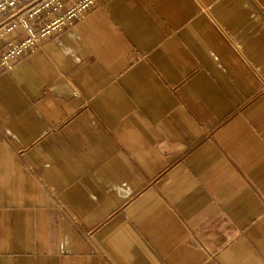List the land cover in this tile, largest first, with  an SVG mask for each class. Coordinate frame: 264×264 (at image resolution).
Instances as JSON below:
<instances>
[{
	"label": "crops",
	"instance_id": "crops-1",
	"mask_svg": "<svg viewBox=\"0 0 264 264\" xmlns=\"http://www.w3.org/2000/svg\"><path fill=\"white\" fill-rule=\"evenodd\" d=\"M264 0H97L0 75V264H264Z\"/></svg>",
	"mask_w": 264,
	"mask_h": 264
},
{
	"label": "built area",
	"instance_id": "built-area-1",
	"mask_svg": "<svg viewBox=\"0 0 264 264\" xmlns=\"http://www.w3.org/2000/svg\"><path fill=\"white\" fill-rule=\"evenodd\" d=\"M96 5L97 0H0V75L83 20Z\"/></svg>",
	"mask_w": 264,
	"mask_h": 264
}]
</instances>
